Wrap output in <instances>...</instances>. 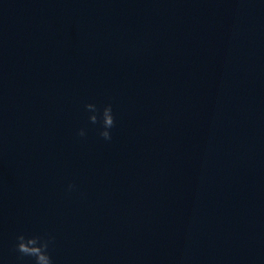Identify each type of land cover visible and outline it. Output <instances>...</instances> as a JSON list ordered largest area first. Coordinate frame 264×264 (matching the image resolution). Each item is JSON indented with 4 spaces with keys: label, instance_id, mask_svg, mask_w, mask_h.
I'll list each match as a JSON object with an SVG mask.
<instances>
[{
    "label": "clouds",
    "instance_id": "9594fccd",
    "mask_svg": "<svg viewBox=\"0 0 264 264\" xmlns=\"http://www.w3.org/2000/svg\"><path fill=\"white\" fill-rule=\"evenodd\" d=\"M84 108L89 113L87 119L93 125H99L98 134L105 141L112 139L111 129L115 126V116L112 105L106 104L102 108L95 103H86ZM77 135L84 137L85 129L78 130ZM75 185H68V190L72 191ZM54 237L49 235L20 233L16 236L15 250L21 257L34 259V264H54L50 254V247L54 242Z\"/></svg>",
    "mask_w": 264,
    "mask_h": 264
}]
</instances>
